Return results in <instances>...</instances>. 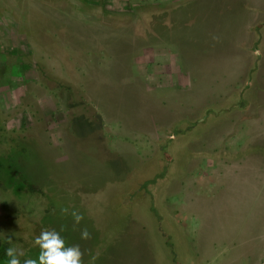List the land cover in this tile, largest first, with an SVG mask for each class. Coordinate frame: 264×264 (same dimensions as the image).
<instances>
[{
  "label": "rangeland",
  "instance_id": "obj_1",
  "mask_svg": "<svg viewBox=\"0 0 264 264\" xmlns=\"http://www.w3.org/2000/svg\"><path fill=\"white\" fill-rule=\"evenodd\" d=\"M84 1L0 0V247L264 264V0Z\"/></svg>",
  "mask_w": 264,
  "mask_h": 264
},
{
  "label": "clouds",
  "instance_id": "obj_2",
  "mask_svg": "<svg viewBox=\"0 0 264 264\" xmlns=\"http://www.w3.org/2000/svg\"><path fill=\"white\" fill-rule=\"evenodd\" d=\"M62 214H69V209L62 208ZM71 216L74 219V227L79 225L83 219L76 211H72ZM63 229H61L62 231ZM90 234L85 228L81 231V238L88 239ZM35 245L39 247L40 252L37 259H26L24 264H83V255L78 245L65 246V241L60 233L56 230H42L41 233L35 238ZM7 256L10 258L8 264H20L19 256L23 255L22 252H17V249L9 247L6 250ZM95 259V257L93 258Z\"/></svg>",
  "mask_w": 264,
  "mask_h": 264
},
{
  "label": "trees",
  "instance_id": "obj_3",
  "mask_svg": "<svg viewBox=\"0 0 264 264\" xmlns=\"http://www.w3.org/2000/svg\"><path fill=\"white\" fill-rule=\"evenodd\" d=\"M82 1V3L86 6V7H84V11L85 12H89V13H97V9H101L102 8V10H103V13L104 14H109V15H111L112 17H114V18H121V17H123V16H128L130 13H124V12H110V11H108V10H106L104 7H94V6H91V5H89L86 1H84V0H81ZM146 20H147V18L145 17V19H144V22H145V24L147 25V22H146ZM166 24H168V23H166ZM7 138H6V136L5 135H3L2 133H1V131H0V142L2 141V140H5V141H7L6 140ZM2 185V182H1V180H0V186ZM27 189L30 191V192H36V191H39L40 189L39 188H37L33 183H31V182H28L27 181ZM8 249V244L7 243H5V244H3V245H1V247H0V264H8V261H9V257L7 256V254H6V250Z\"/></svg>",
  "mask_w": 264,
  "mask_h": 264
},
{
  "label": "flooded vegetation",
  "instance_id": "obj_4",
  "mask_svg": "<svg viewBox=\"0 0 264 264\" xmlns=\"http://www.w3.org/2000/svg\"><path fill=\"white\" fill-rule=\"evenodd\" d=\"M256 49L259 50V54L256 53ZM254 51L256 53V59L254 60V67L252 69V75H251V79L248 81V83L245 85V87H248L249 89L250 88H253L254 91H256L257 93L259 92V90H255L256 88H254V85L258 83V80H257V72L259 70V64H260V60H261V52H260V49L255 46L254 47ZM261 86V85H260ZM264 88V86H261ZM243 93V92H241ZM255 93V92H254ZM208 115V114H207Z\"/></svg>",
  "mask_w": 264,
  "mask_h": 264
},
{
  "label": "water",
  "instance_id": "obj_5",
  "mask_svg": "<svg viewBox=\"0 0 264 264\" xmlns=\"http://www.w3.org/2000/svg\"><path fill=\"white\" fill-rule=\"evenodd\" d=\"M256 53H258L259 54V50L258 49H256ZM202 120V119H201Z\"/></svg>",
  "mask_w": 264,
  "mask_h": 264
}]
</instances>
